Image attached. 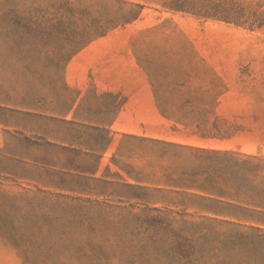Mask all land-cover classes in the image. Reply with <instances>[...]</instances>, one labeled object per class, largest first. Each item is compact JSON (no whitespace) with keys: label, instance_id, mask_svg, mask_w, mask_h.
I'll return each mask as SVG.
<instances>
[{"label":"rangeland","instance_id":"obj_1","mask_svg":"<svg viewBox=\"0 0 264 264\" xmlns=\"http://www.w3.org/2000/svg\"><path fill=\"white\" fill-rule=\"evenodd\" d=\"M0 264H264V0H0Z\"/></svg>","mask_w":264,"mask_h":264},{"label":"trees","instance_id":"obj_2","mask_svg":"<svg viewBox=\"0 0 264 264\" xmlns=\"http://www.w3.org/2000/svg\"><path fill=\"white\" fill-rule=\"evenodd\" d=\"M199 10L202 13L203 16L206 17H222L226 20H234L235 18H238V15L234 8L229 7L226 9H222L221 5L219 3H212L211 5H206L205 7H200ZM135 18V16L132 17V19ZM129 19H126L128 21ZM245 162H248L249 159H245Z\"/></svg>","mask_w":264,"mask_h":264},{"label":"crops","instance_id":"obj_3","mask_svg":"<svg viewBox=\"0 0 264 264\" xmlns=\"http://www.w3.org/2000/svg\"><path fill=\"white\" fill-rule=\"evenodd\" d=\"M68 65L70 66V63L67 64V74L69 73V71H71L70 69H68L69 68ZM71 69H72V67H71ZM81 69H82V66L80 65V63H79V65L77 63V65L75 66V71H80ZM108 90L113 92L115 89L111 87Z\"/></svg>","mask_w":264,"mask_h":264}]
</instances>
